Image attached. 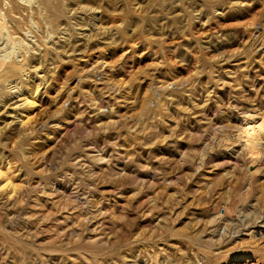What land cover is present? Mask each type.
Instances as JSON below:
<instances>
[{"label":"rangeland","instance_id":"obj_1","mask_svg":"<svg viewBox=\"0 0 264 264\" xmlns=\"http://www.w3.org/2000/svg\"><path fill=\"white\" fill-rule=\"evenodd\" d=\"M0 264H264V0H0Z\"/></svg>","mask_w":264,"mask_h":264},{"label":"bare ground","instance_id":"obj_2","mask_svg":"<svg viewBox=\"0 0 264 264\" xmlns=\"http://www.w3.org/2000/svg\"><path fill=\"white\" fill-rule=\"evenodd\" d=\"M256 229L258 228V225L256 224L255 226H254ZM253 227V228H254ZM258 231V233H261V231H260V229L259 230H257ZM82 238V237H81ZM52 243V242H51ZM57 247V246H56ZM55 248V247H54ZM59 250V249H58ZM51 253H53V251L51 252ZM53 256V255H52Z\"/></svg>","mask_w":264,"mask_h":264}]
</instances>
